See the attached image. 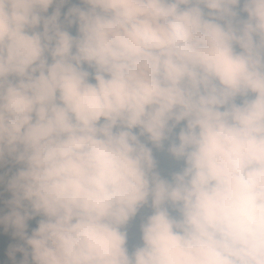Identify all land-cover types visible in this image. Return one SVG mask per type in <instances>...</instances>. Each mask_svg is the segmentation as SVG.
I'll return each instance as SVG.
<instances>
[{"label":"rangeland","instance_id":"obj_1","mask_svg":"<svg viewBox=\"0 0 264 264\" xmlns=\"http://www.w3.org/2000/svg\"><path fill=\"white\" fill-rule=\"evenodd\" d=\"M8 1L0 0V264H67L52 233L22 216L21 158L63 190L60 207L43 215L62 226L80 264H264L259 153L206 154L200 142L170 139L166 125L184 107L189 119L207 114L264 139V0L182 8L174 33L199 59L194 71L137 51V38L168 33L157 0H24L17 10L38 23L21 45L6 37ZM138 121L191 195L161 199L151 146L133 173L118 147L108 148L111 130ZM153 175L159 188L148 186ZM125 180L123 203L135 208L91 219L111 183L128 191Z\"/></svg>","mask_w":264,"mask_h":264},{"label":"trees","instance_id":"obj_2","mask_svg":"<svg viewBox=\"0 0 264 264\" xmlns=\"http://www.w3.org/2000/svg\"><path fill=\"white\" fill-rule=\"evenodd\" d=\"M23 1H8L6 37L11 43L18 45L31 43L34 38V27L37 22L36 19H28L17 10V6ZM35 1L42 3L46 0ZM157 1L160 7L165 8L164 24L168 33L161 38L154 36H141L137 38L135 41L137 51L144 55L154 54L162 64H168L173 58L178 59L183 65L194 71L199 59L188 54L189 47L186 39H176L174 29L176 28V17L184 6L189 5L190 8L197 6L200 9L204 7V0H185L184 3L181 0ZM163 9L158 12L163 14ZM187 22H189V25H186V28L191 31L193 21L188 17ZM175 124L179 126L175 127ZM166 125L170 131H173L171 132L172 137L170 139L200 142L201 148L206 154H212L215 151L225 153L237 149L258 152V168L264 175L263 138L257 137L249 131L240 130L233 124L224 123L207 114L189 119L184 107H181L175 116L169 119ZM127 126L131 131L122 126L119 129L111 130L109 137L114 135L112 140L113 145H116L124 154L126 165L131 170V173L136 168L138 155L146 153L145 148L151 146L156 150V171L164 175L162 194L160 195L161 199L191 195L193 187L168 166L164 156V149L157 142L156 133L153 129L146 127L139 121ZM125 130L128 132L124 133ZM6 133L7 137H9L11 152L15 153L12 148V135L8 132ZM16 155L20 157L19 154ZM19 161L25 172L24 194L18 202L24 220L39 230L50 231L52 233L62 251L68 255L67 264H80L77 261L76 253L72 250L69 251L70 247L65 244V233L62 226L57 221L43 215V210L45 212L46 210L50 211L56 207H60L59 205H61L65 195L63 190L51 182L50 176L33 159L26 160L21 158ZM124 184L128 188L126 192L123 188H119L111 183L108 197L103 203L99 204L98 212L89 217L101 220V223H103L108 220V215L113 217L115 213L135 208L134 205L127 207L123 203L129 197L131 191L127 180L124 181ZM206 257L208 258L207 255Z\"/></svg>","mask_w":264,"mask_h":264},{"label":"built area","instance_id":"obj_3","mask_svg":"<svg viewBox=\"0 0 264 264\" xmlns=\"http://www.w3.org/2000/svg\"><path fill=\"white\" fill-rule=\"evenodd\" d=\"M160 177L163 179L164 175L161 174ZM161 178H158L157 175H153L152 180L150 178L147 180L148 186H151L152 187L153 180H157L158 183H159V185H157V188H159L160 187V184H161V181H162Z\"/></svg>","mask_w":264,"mask_h":264},{"label":"crops","instance_id":"obj_4","mask_svg":"<svg viewBox=\"0 0 264 264\" xmlns=\"http://www.w3.org/2000/svg\"><path fill=\"white\" fill-rule=\"evenodd\" d=\"M121 222H123V219H120V218H118ZM116 220H117V218H116ZM86 220H83V222H85ZM108 227V226H107ZM111 228H114V229H118L117 227H116V225L115 226H112ZM114 240H115V238H114ZM126 249H128V250H131V247H130V245L129 244H127L126 245ZM93 256V252L90 250V253H89V258H91ZM100 258V257H99Z\"/></svg>","mask_w":264,"mask_h":264},{"label":"clouds","instance_id":"obj_5","mask_svg":"<svg viewBox=\"0 0 264 264\" xmlns=\"http://www.w3.org/2000/svg\"><path fill=\"white\" fill-rule=\"evenodd\" d=\"M116 145H113V148L111 147V146H108V148H110V149H112V150H114V147H115ZM120 151V150H119ZM121 152V151H120ZM122 153V152H121ZM158 173V172H157ZM163 179H164V177H163Z\"/></svg>","mask_w":264,"mask_h":264}]
</instances>
